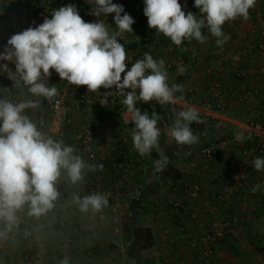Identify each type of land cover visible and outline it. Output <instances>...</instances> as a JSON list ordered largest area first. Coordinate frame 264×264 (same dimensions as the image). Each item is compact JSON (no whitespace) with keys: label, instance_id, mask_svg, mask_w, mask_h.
<instances>
[{"label":"crops","instance_id":"obj_1","mask_svg":"<svg viewBox=\"0 0 264 264\" xmlns=\"http://www.w3.org/2000/svg\"><path fill=\"white\" fill-rule=\"evenodd\" d=\"M121 3L124 10L135 21L122 45L138 48L144 39H149L150 53L165 62L168 84L183 86L176 96H183L179 103L160 105L156 101H137L141 113L151 116L155 111L160 116L157 127L161 131L159 150L168 157L169 163L163 172H156L153 163L160 159L159 151L153 149L149 158L140 163V155L133 147L131 122L114 109L104 112L94 98L101 96L104 88L95 91L88 103L70 107L72 125L51 124L44 102L30 108L25 114L37 125L41 116L48 120L51 131L56 132L64 145L73 146L74 155L87 164H103L102 171L82 172L83 179L72 183L67 170L61 169L60 180L72 189H88L93 184H106L104 188L108 205L100 211H81L80 204L65 209L53 203V207L39 216L30 215L26 203L15 213L17 223L9 231L6 222L0 220V261L4 264H199L201 255L194 247L212 224L224 226L230 223L232 234L214 246L213 264H264V170L250 171L247 182L235 193L230 194L231 175L240 159L244 145V128L250 120L264 123V76L261 68L264 53L254 49L259 35L264 31V0H256L249 9V18H237L225 22L224 33L230 39L217 47L216 38L207 28L202 34L204 43L191 40L187 45L176 46L156 29L149 28L143 13L144 0H112ZM185 13L198 15L194 0H179ZM21 18L9 23V15L0 2V41L7 40L24 28L25 12L30 0H12ZM69 4L79 6L78 0ZM88 22V17H82ZM110 33L114 28L108 25ZM118 40V38H117ZM119 42V40H118ZM174 46V53H169ZM183 56L196 57L197 62L175 65ZM184 67V73L179 72ZM249 69L247 75L241 71ZM122 74V78H123ZM217 81L229 97V105L223 112L208 107L206 98L209 83ZM10 83L17 86L9 74L0 73V86ZM18 87V86H17ZM131 89H125V92ZM139 89H137V95ZM124 98V97H123ZM75 99V98H74ZM195 107L200 122L190 125L199 138L191 146L177 144L168 131L176 111ZM106 113L108 119L103 120ZM90 131L94 134V145L102 146L97 162L88 160L82 153L74 135ZM221 143L222 149L213 161L203 159V148ZM156 154L157 157H154ZM264 158V157H262ZM121 163L122 168L113 166ZM260 188L253 192L255 185ZM176 185L192 189L198 187V195L191 197L177 193ZM223 196L224 198H220ZM176 204L184 210L176 211ZM139 238L141 243L138 241ZM72 239L77 248H65Z\"/></svg>","mask_w":264,"mask_h":264},{"label":"clouds","instance_id":"obj_2","mask_svg":"<svg viewBox=\"0 0 264 264\" xmlns=\"http://www.w3.org/2000/svg\"><path fill=\"white\" fill-rule=\"evenodd\" d=\"M88 3L93 5L88 14L97 18L115 13L114 23L118 31L110 33L103 21L86 22L76 5L68 4L54 10L51 19L45 17L42 24L13 34L4 51L0 52V61L13 63L15 73L7 64L0 65V68L9 73L16 85L22 81L32 95L49 101L59 95L55 86L49 87L44 82L52 75L50 70L71 85L86 86L89 92L114 87L115 92L124 97L122 103L132 114L135 125L133 147L140 156L158 150L160 159L154 161L153 167L156 172H163L169 159L159 150L161 131L157 124L160 116L155 111L151 116L147 112L141 113L136 103L155 100L160 105H175L183 100V96L175 95L183 91V86H169L165 62L155 60L147 52L143 59L126 70V50L117 37L133 32L134 19L124 12L122 5L112 0H89ZM255 4L256 0H194V6L199 9L198 17L191 11L185 13L179 0H144L143 13L149 28L170 38L176 46L185 39L204 43L207 37L201 30L207 28L216 38L217 47H222L230 39L222 30L225 22L237 18L247 20L249 9ZM178 70L182 74L185 68L179 67ZM125 89L131 91L125 92ZM105 94L110 96L113 92ZM55 103L58 105L59 101ZM38 106L37 101L13 104L0 99V220L6 222L9 231L17 223L16 211L26 203L30 205L29 214L36 216L53 207L52 202L59 196L55 183L61 169L67 170L75 184L83 179L82 172L86 168L92 172L104 168L103 164H87L82 157L74 155L76 149L73 146L45 138L37 125L22 114L25 109ZM172 112L174 120L168 131L171 138L180 145L198 143L199 138L190 127L192 122H200L198 110L189 106L178 112L173 108ZM251 165L256 171L264 170V158L256 157ZM259 188L257 184L252 191ZM76 199L81 211H88L91 207L98 212L108 205V198L102 193H93L82 199L77 196ZM62 264H68L67 258Z\"/></svg>","mask_w":264,"mask_h":264},{"label":"built area","instance_id":"obj_3","mask_svg":"<svg viewBox=\"0 0 264 264\" xmlns=\"http://www.w3.org/2000/svg\"><path fill=\"white\" fill-rule=\"evenodd\" d=\"M4 5L5 12L9 15V23L13 24L15 19L21 18V12L14 8L12 4V0H0ZM89 0H78L79 6L77 10L81 17H88V22H95L97 20L103 21L107 26H112L115 32L118 31L117 26L114 23L115 13L101 15L100 17H96L93 15H89L90 9L93 5L88 3ZM70 3V0H30V6L26 10L23 23L24 28L28 27H36L43 23L45 17L51 19V14L54 10L59 7L66 6ZM114 3V2H113ZM120 4L121 3H116ZM123 6V5H122ZM124 8V7H123ZM125 12V10H124ZM124 13H121L123 15ZM128 32L122 33L118 36L119 42L124 41V37ZM170 39V38H169ZM194 42H198L193 39ZM190 41L185 39L182 44L187 45ZM7 43L0 41V52H3ZM126 50L127 60L126 70H129L133 63H135L139 59H143L144 53H150V44L149 39H144L143 44H141L138 48L133 46H128L126 44L123 45ZM254 49L264 53V31L258 37V40L254 44ZM174 46H169L168 52L174 53ZM154 58V57H153ZM157 61H160L158 58H154ZM187 61L191 64L197 62V58H189L187 60L186 56H183L178 62H168L167 67L170 69L175 65H187ZM7 64L8 68L11 69L13 73H15V66L13 63L8 61H0V65ZM52 75L49 79L44 82L49 86H55L58 89L59 95L54 97L52 101L47 100L46 98L40 96H34L28 91V87L23 84L21 81L19 85L13 86L10 83H5L0 86V99H5L13 104H18L24 101H42L48 111V118L51 120V124L62 126L67 125L70 126L73 123V120L69 114L70 107H79L88 103L91 95H94L95 92H89L86 86H75L69 84L66 80H61L59 75L54 71L50 70ZM150 71V70H149ZM249 69L241 71V75H247L249 73ZM261 72L264 76V62L261 68ZM0 73H7L2 68H0ZM16 79H19V74H16ZM209 93L206 98V102L209 108L223 112L227 109L229 105V97L225 90L221 87L220 83L213 80L209 83ZM113 92L112 95H106V92ZM116 89L113 87L112 89H104V92L101 96H97L94 98L97 106L104 112L105 109H114L119 114L123 116V120L126 122H132V114L127 111L126 106L122 103L123 96L119 93L115 92ZM75 98V99H74ZM59 101L57 105L55 102ZM155 100H153L154 102ZM103 102L104 104H101ZM30 108L24 110L22 114H25ZM102 118L104 121L108 119L106 113H103ZM37 128L41 133L45 136V138H51L54 141H60L59 137L55 136L56 132L51 131V126L48 125V120L41 116L37 123ZM75 140H77L80 144V148L83 154L86 155L88 160L92 162H97L99 160L105 159L104 156H100V152L103 150L102 146L95 147L94 143V134L90 131L78 132L74 135ZM222 149V144L217 143L211 146L205 147L202 149L200 156L207 160L213 161L220 154ZM256 157H264V123L258 120H250L247 122L244 128V145L241 149L240 159L236 163L233 168L231 175V184L229 186V193H235L241 188L248 180L250 171L254 168L251 165V162ZM149 155L141 156L140 163L143 164ZM114 167L122 168L121 163L114 162ZM237 177V178H236ZM55 187L59 192V196L52 203H56L61 205L65 209H69L75 207L79 203L77 202L76 197L79 196L81 199L87 195H91L93 193H102L106 195L104 188L107 187L106 184H93L88 189H72L65 182L58 180L55 183ZM174 190L177 193L187 194L191 197H196L198 195L199 188L193 187L192 189L184 188L181 185H176ZM224 198L223 196L220 197ZM176 211L184 210V207L180 204H176ZM233 230L230 223H226L224 226H220L218 224H212L211 228L207 233L202 235L197 241L194 243V247L198 249L201 255V262L199 264H213L212 257L214 255V246L224 240L228 236L232 234ZM65 248H77L76 243L72 239H68L64 245ZM0 264H4L3 261H0Z\"/></svg>","mask_w":264,"mask_h":264},{"label":"trees","instance_id":"obj_4","mask_svg":"<svg viewBox=\"0 0 264 264\" xmlns=\"http://www.w3.org/2000/svg\"><path fill=\"white\" fill-rule=\"evenodd\" d=\"M152 155H153L154 157H157L156 154H153V153H152ZM138 241L140 242L141 240H140L139 238H137V242H138ZM140 243H141V242H140Z\"/></svg>","mask_w":264,"mask_h":264}]
</instances>
